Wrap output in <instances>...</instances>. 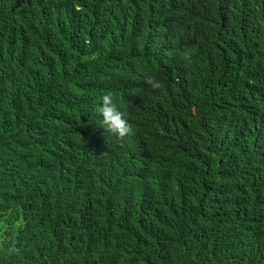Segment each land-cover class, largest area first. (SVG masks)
Returning <instances> with one entry per match:
<instances>
[{"label":"clouds","instance_id":"9594fccd","mask_svg":"<svg viewBox=\"0 0 264 264\" xmlns=\"http://www.w3.org/2000/svg\"><path fill=\"white\" fill-rule=\"evenodd\" d=\"M180 28L158 0H0V99L29 81L41 95L32 117L0 119V218H31L44 198L64 216L52 246L7 222L0 264L142 262L143 249L150 264H206L209 240L264 264V75L241 58L263 44L198 64Z\"/></svg>","mask_w":264,"mask_h":264},{"label":"trees","instance_id":"16d2710c","mask_svg":"<svg viewBox=\"0 0 264 264\" xmlns=\"http://www.w3.org/2000/svg\"><path fill=\"white\" fill-rule=\"evenodd\" d=\"M61 5H69L80 0H54ZM126 4L138 2H147L156 5V0H123ZM160 4L177 13L181 20L180 31L187 34L191 31L194 41L203 50H200L198 64L205 61L212 54L219 55L220 47H230L232 50L247 46L256 38L262 42L264 47V0H158ZM230 30L232 33L229 37L222 39L217 44V36L225 35V31ZM248 65L251 66L255 75H264V48L258 53H247L241 57ZM29 81L19 89H14L9 94L0 99V119L3 125L10 127L19 120L28 119L35 112V97L41 95H31ZM45 90L46 87L43 84ZM264 95V88L259 90ZM7 131L0 134V146L5 141ZM55 186H48L45 196L49 197L55 190ZM37 207L32 209L35 215L31 218L25 211L18 207L14 212L9 213L6 220L0 218V229H3L7 222L12 223V228L17 227V223H23L24 227L28 226V234L42 240L47 246L54 244L53 230L58 222L63 220L57 214L56 207L44 198V201H36ZM225 205V204H224ZM26 221V224H24ZM15 232H6V238H15ZM200 245L209 240L208 236L201 231H197ZM30 242L31 238L29 237ZM32 243V242H31ZM63 243L65 246L70 244V237L64 236ZM212 245L220 247L221 243L217 240H209L201 250L203 254H209L206 264H243L238 258L233 247L223 249L222 253L213 252ZM69 252V251H68ZM142 262L133 260L131 254L123 257L120 264H150V251L143 249L140 253ZM224 255H230L229 259ZM156 264H166L167 259L157 254L153 255ZM16 264H24L16 263ZM58 264H79L76 256L72 254L64 255Z\"/></svg>","mask_w":264,"mask_h":264},{"label":"bare ground","instance_id":"6f19581e","mask_svg":"<svg viewBox=\"0 0 264 264\" xmlns=\"http://www.w3.org/2000/svg\"><path fill=\"white\" fill-rule=\"evenodd\" d=\"M214 131V130H213ZM120 146V145H119ZM234 164H231V166H233ZM231 166H229V167H231ZM233 169H230V172H236V171H232ZM214 188V187H213ZM212 188V189H213Z\"/></svg>","mask_w":264,"mask_h":264}]
</instances>
